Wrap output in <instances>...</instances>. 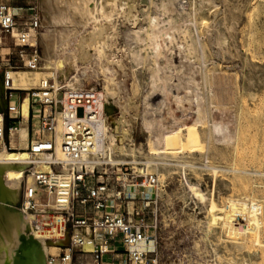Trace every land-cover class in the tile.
<instances>
[{
	"label": "rangeland",
	"instance_id": "obj_1",
	"mask_svg": "<svg viewBox=\"0 0 264 264\" xmlns=\"http://www.w3.org/2000/svg\"><path fill=\"white\" fill-rule=\"evenodd\" d=\"M106 1H109L106 2L109 4L107 8L114 11L118 0ZM158 1L160 2L133 0L123 13L113 18L108 55L105 56L107 61L102 56L103 49L99 47L91 63L86 68L81 67L87 70L91 80L89 84L82 82L81 87L95 89L98 93H103L105 99L114 102V106H117L114 116H119L117 111L121 106L128 105L129 109L124 112V116L130 121L129 141L124 143H129L130 147L123 149L121 153L129 160L137 157L140 163L136 167L131 166L129 173L142 169L147 180L151 179L143 189L130 188L129 192L138 194L142 191L144 203L150 202L149 210L157 211L161 229L156 232L149 231L148 235L149 240L155 243L159 264H188L190 260L194 264L198 261L201 264H264L263 248H258V257L248 258L242 250H231L228 247L233 238L222 229L210 235L212 245L205 242L202 227L194 226L193 221L205 220L204 207L208 202H198L185 189L186 182L197 184L206 197L211 194L220 204L227 198L247 196L258 201L264 210V0H176L181 5L177 6L180 15L174 12L172 17L178 29L173 34L172 43H168L170 50H164L160 63L167 70L166 57L169 55L177 65L181 77L193 76L198 81L199 90L204 97L203 112L207 124L179 127V122L175 119L170 126L172 132L163 138L150 135L140 123L139 112L142 109L143 91L148 83L149 64L146 62L135 69L134 63L126 55L124 39L125 30L146 26L150 17H156L159 22H163L166 13L155 4ZM29 2L19 0L14 3L24 7ZM37 4L44 22L38 36L41 64L36 69H30L11 57L12 65L16 69L10 70H37L42 66L47 55L41 40L43 32L54 34L56 44L51 56L57 59L61 54L59 52L63 43L60 41L61 33L58 32L69 22L67 20L70 16L67 17L66 14L65 18L66 12L63 11V18L62 6H59L62 10L58 7L51 9L46 0H37ZM133 12L135 17L131 18ZM59 16H62L61 19H58ZM57 21L59 24H56ZM66 26L71 27L70 24ZM75 28L76 33L85 32L79 25ZM182 30L187 32L182 34ZM191 42L195 46L192 54L187 58L177 54L180 44L186 46ZM2 43L4 47L11 46L10 41ZM67 49L68 46L65 51ZM4 54L0 49V111L6 109L1 69V65H4ZM109 58L114 63L108 62ZM169 78L174 80L171 74ZM46 80L49 85H54L51 77ZM27 93L28 90H19L13 94L21 98L22 115L23 111L27 115L30 105ZM57 93V98L61 99L64 89L61 88ZM194 99L190 88H185L179 96L180 102L186 105L194 102ZM33 114L38 115L37 111ZM23 120L21 117V121ZM212 120L224 122L234 131L229 141L216 142L208 134ZM36 125L35 123L34 127ZM22 126L30 128L24 122H21L19 128ZM203 128L206 130L203 131ZM37 137L38 133L33 131L31 138ZM17 142L16 137L14 141L11 139V145L15 148L13 150L23 148ZM212 168L215 174L212 173ZM141 176L138 182L145 179ZM21 186L22 183L20 190ZM20 195L19 191L14 204L16 208L19 206ZM263 232L260 234L262 242ZM58 253L59 251L53 253L55 259Z\"/></svg>",
	"mask_w": 264,
	"mask_h": 264
},
{
	"label": "bare ground",
	"instance_id": "obj_2",
	"mask_svg": "<svg viewBox=\"0 0 264 264\" xmlns=\"http://www.w3.org/2000/svg\"><path fill=\"white\" fill-rule=\"evenodd\" d=\"M46 1L49 2V8L51 9L52 7H58V9H61L59 6H62L63 10L61 9V14H63V18L65 12V18L66 14L67 17L70 16L69 20H66L69 21L67 24H70L71 27L66 26V22H62L66 25L61 29L62 32H58L59 34L61 33L60 41L63 43L59 52L61 54L57 59H54L53 56H51V51L55 48L54 45L56 44L53 36L54 34L51 32H43L41 40L45 45L47 55L42 66L37 70H25L24 68L20 70L9 69L6 70L4 75L9 78L8 88L28 91L32 89H41L45 80L51 77L54 85H51L50 87L53 90L50 95L52 97L57 96V92L63 88L65 105L68 96L67 91L69 89L81 88L82 82H86L87 84L90 83L91 80L89 75H87V70L85 68L91 63V59L99 47L103 49L102 56L106 60L105 56L108 55L107 48L109 44V33L114 25L112 20L114 17L119 16L120 13H123L133 0H118L114 11L109 10V7L107 8V5L109 4H106V2L109 1L106 0ZM110 2L112 3V1ZM155 4L166 13V15L164 14L165 18L163 22H159L156 17H150L146 26H135L125 30L124 39L127 47V49H125L126 55L129 56L134 63L135 69L139 65H144L146 62L149 64L148 70L150 73L148 83L143 91L142 109L139 112L140 123L150 135L163 138L172 132V127L170 126L175 119L178 120L179 127L186 125V127L189 128L191 126H202L207 123H205L203 112L204 97L203 93L199 90L198 81L193 76L181 77V74H178L179 69L177 65L172 61V58L169 55L166 57L168 61L167 70L160 63V59L164 56V50H170L168 43H172L174 38L173 34L178 29V25L172 17V14L175 12L180 15L177 7L180 4L176 3V0H160V2L158 1ZM62 16H59L58 19H61L60 17ZM134 17L135 12L131 15V18ZM52 20L55 19L53 18ZM56 24H59L58 21ZM77 25L83 27L85 32L76 33L77 30L75 26ZM185 32L187 31L182 30V34ZM174 45L175 43L172 46ZM66 46H68L67 51H65ZM175 47L177 48V46ZM178 48L179 53L177 52V54H180L181 56L183 55L182 58H187L188 55L195 51L193 42L189 44L187 43L186 46L180 44V47ZM110 56H112V54ZM108 62L114 63L112 60ZM81 67L85 68L82 69ZM119 68L122 67L120 66ZM80 71L81 73L79 74ZM169 74L174 76V80L169 78ZM81 76L83 79H80ZM61 84H63V86ZM185 88H190L191 93L195 98L194 102H191L188 105L179 100V96ZM97 96L96 107L93 110L88 111L90 117H86V121H84V126H86L92 134L91 140L94 145L93 151H100L103 148L104 137H108L109 145L114 148L117 147V149H120L122 152L123 149L126 150L130 147L129 143L124 145V142L129 141L130 121L124 116V112L127 110L128 105L121 106V109L117 111L119 112V116H114L113 112L117 107L114 106V102L112 103L108 101V99H105V95L101 92H97ZM20 113L23 117L21 105ZM29 113L30 105L28 116ZM0 120H2L1 112ZM62 126L59 127L60 133L63 130ZM208 129V134H211L216 142L229 141L232 138V132H234L233 130L231 131L229 125L217 120H212ZM202 130L205 131L206 129L203 128ZM19 132L20 129L17 133ZM211 135L209 136L211 137ZM14 137L15 135L11 134V139H14ZM116 138L120 139L121 145L117 146L115 143ZM60 142L61 139L58 135L57 145H59ZM28 145L29 144L26 140L23 146L26 148ZM56 156L63 161H70L71 159H80L83 157H71L68 153L60 150L59 147L56 149ZM30 157L31 155L27 148L10 151L0 148V264H10L13 249L18 244V235L20 233H29L33 235L27 224L26 216L20 209H18L19 206H17L18 208L14 206L18 199L20 185L23 179H25L27 187H32L31 177H24L23 175L25 161L30 159ZM86 166L89 171L94 169L93 163H87ZM74 167L81 169L80 163H75ZM136 173H140V175H143L146 180L148 179L143 170H139ZM212 173H216L213 168ZM128 176L129 175H127V177ZM185 185V189L188 190L186 192L189 196L196 198L198 202L200 201L201 203H204L206 200V202H208L204 207L205 220L203 222H198L197 220H194L195 222L193 221L194 226L202 227L203 240L205 242L212 245L210 243V235L214 231L222 229L228 233L229 237L233 238L228 244V247L231 250H242L248 258L258 257V248L264 249V241L262 242L260 240L262 239L260 238V234L264 231V210L258 201L244 196L240 198H227L224 203L220 204L217 203L214 196L209 192L210 196L208 195L209 197H206V194L200 190L197 184L186 182ZM35 190L39 195L48 196L47 206L50 209H53L55 206V200L60 197L58 192H47L39 189ZM191 218L193 219L194 217L191 216ZM48 222L52 224V235L56 237L59 236L63 226L60 215L51 216ZM33 237L40 242L46 263L58 264L53 257V253L59 251V248L55 245H45L46 241L38 236ZM137 248L139 250H153L154 243L153 241L141 242L137 245ZM86 249H90V246L86 245ZM214 254L216 255V253ZM198 262H196V264ZM188 264L194 263L190 260V263Z\"/></svg>",
	"mask_w": 264,
	"mask_h": 264
},
{
	"label": "built area",
	"instance_id": "obj_3",
	"mask_svg": "<svg viewBox=\"0 0 264 264\" xmlns=\"http://www.w3.org/2000/svg\"><path fill=\"white\" fill-rule=\"evenodd\" d=\"M16 1L19 0H0V49L5 52L1 69L6 102V109L1 111L0 148L15 149L11 134H17L21 122L30 125L26 148L31 157L25 161L23 175L31 177L32 187H27L23 179L19 209L26 216L32 236L56 243L65 240L68 231V246L58 247V264H159L154 242L153 250L137 248L139 243L150 241L149 231H160L157 211L149 210L150 202L144 203L142 191L129 192L130 188L143 189L151 179L144 177L138 182L142 178L140 173L128 172L131 166L140 165L137 157H124L120 149L109 145L108 137H104L100 151H93L92 134L84 126L86 117H90L88 111L96 107L97 91L84 87L69 89L64 105V94L61 99L52 97L51 85L45 80L41 89L28 91L30 113L21 121V98L13 96L19 90L8 88L9 78L4 73L16 69L11 57L30 69L40 66L38 36L44 22L37 0H29L24 7L17 6ZM2 41H10L11 46L4 47ZM33 131L38 133L35 139L31 138ZM115 143L121 145L120 139L116 138ZM57 147L71 157H83L60 160ZM75 163H80L81 169L74 167ZM87 163H93L94 169L89 171ZM35 189L58 192L60 197L53 209L47 206L48 196L37 194ZM53 215H60L63 222L57 237L52 235V224L48 222Z\"/></svg>",
	"mask_w": 264,
	"mask_h": 264
},
{
	"label": "water",
	"instance_id": "obj_4",
	"mask_svg": "<svg viewBox=\"0 0 264 264\" xmlns=\"http://www.w3.org/2000/svg\"><path fill=\"white\" fill-rule=\"evenodd\" d=\"M4 104L6 106V102ZM68 243L69 236L67 231L65 240L56 243L48 240L45 245L66 247ZM10 264H47L40 242L29 233H20L18 235V244L13 249Z\"/></svg>",
	"mask_w": 264,
	"mask_h": 264
},
{
	"label": "crops",
	"instance_id": "obj_5",
	"mask_svg": "<svg viewBox=\"0 0 264 264\" xmlns=\"http://www.w3.org/2000/svg\"><path fill=\"white\" fill-rule=\"evenodd\" d=\"M27 117H28V110H27V115H25V111H23V119L26 120ZM17 136H19V137H17ZM15 137H16V139L18 141L17 142L18 145H21V147H23V149H25V147L23 146L24 145V142L27 140V142L29 143L28 128L26 126H22L20 128V132L17 133L15 135ZM13 141H14V139H13Z\"/></svg>",
	"mask_w": 264,
	"mask_h": 264
}]
</instances>
